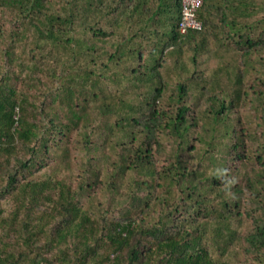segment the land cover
<instances>
[{
	"label": "trees",
	"instance_id": "trees-1",
	"mask_svg": "<svg viewBox=\"0 0 264 264\" xmlns=\"http://www.w3.org/2000/svg\"><path fill=\"white\" fill-rule=\"evenodd\" d=\"M0 0V264H264V0Z\"/></svg>",
	"mask_w": 264,
	"mask_h": 264
},
{
	"label": "built area",
	"instance_id": "built-area-1",
	"mask_svg": "<svg viewBox=\"0 0 264 264\" xmlns=\"http://www.w3.org/2000/svg\"><path fill=\"white\" fill-rule=\"evenodd\" d=\"M202 0H182V17L180 29L182 32L190 27L201 28L202 23L196 18V9L201 4Z\"/></svg>",
	"mask_w": 264,
	"mask_h": 264
}]
</instances>
